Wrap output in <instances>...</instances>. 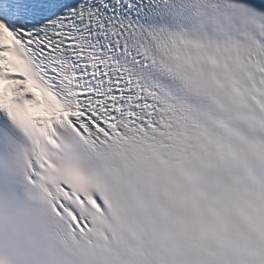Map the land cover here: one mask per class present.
I'll list each match as a JSON object with an SVG mask.
<instances>
[{
    "label": "snow or ice",
    "instance_id": "1",
    "mask_svg": "<svg viewBox=\"0 0 264 264\" xmlns=\"http://www.w3.org/2000/svg\"><path fill=\"white\" fill-rule=\"evenodd\" d=\"M0 264H264V0H0Z\"/></svg>",
    "mask_w": 264,
    "mask_h": 264
}]
</instances>
